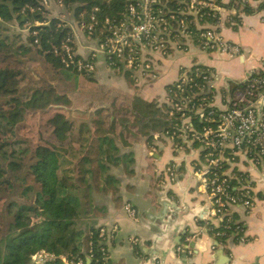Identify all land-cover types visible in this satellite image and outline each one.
Wrapping results in <instances>:
<instances>
[{"label":"trees","instance_id":"16d2710c","mask_svg":"<svg viewBox=\"0 0 264 264\" xmlns=\"http://www.w3.org/2000/svg\"><path fill=\"white\" fill-rule=\"evenodd\" d=\"M55 1L73 11L78 22H89L93 14L99 22L117 19L126 7V0ZM220 1L216 0L218 4ZM233 2L242 6L245 14L264 11V2L256 9L241 0ZM47 3L48 0H0V264H34L33 256L40 252L55 257L44 264H65L64 259L87 262L91 247L99 257L104 246L98 237L100 227L93 222L85 225V220L93 213L104 212L102 205L109 197L112 202H121V182L112 170L131 174L134 163L132 152L122 148L130 145L129 139L146 138L150 142L155 133L171 132L181 123L179 114L170 116L167 103L113 102L98 109L91 124H77L55 112L46 120L45 134L39 135L37 144L21 136L28 116L69 106L71 99L52 86L32 88L27 93L21 86L22 62L18 57L34 51L67 79L81 75L85 81L93 80L92 73L65 66L63 47L76 49V44L70 42L74 35L60 19L47 18ZM181 6L179 0H168L170 11L177 12ZM206 12L203 22L216 25L218 14L213 16L208 8ZM175 15L174 28L183 19ZM184 19L188 29L198 34L193 16ZM14 23L29 28L27 41L23 42L22 34H8V27ZM193 40L200 42L198 36ZM194 69L213 72L201 65ZM118 74L132 80L128 72ZM235 88L245 90L246 83ZM176 90V84L168 87L167 98H175ZM207 94L201 97L212 103L215 94ZM192 122L202 129L203 123L195 117ZM213 231L223 233L217 236L220 241L235 235L221 226Z\"/></svg>","mask_w":264,"mask_h":264},{"label":"crops","instance_id":"0c3cea01","mask_svg":"<svg viewBox=\"0 0 264 264\" xmlns=\"http://www.w3.org/2000/svg\"><path fill=\"white\" fill-rule=\"evenodd\" d=\"M241 1L254 9L264 2ZM219 6L216 25L204 23L203 19H194V23L198 30H217L226 42L238 46L240 53L235 56L209 53L192 39L187 42L185 52L173 51L165 57L155 55L159 79L148 84L135 81L146 102L166 104L167 89L179 79L180 68L201 65L216 75L213 106L225 110L235 97L236 85L245 83L251 74L264 71V11L245 14L243 7L233 0H221ZM75 44L79 56L92 59L93 80L118 89L121 94H134L124 76L112 75L105 58L97 62V39L80 34ZM111 97L108 106L113 102L129 104L121 96ZM128 141L129 151L125 152H132L134 163L131 174L119 172L122 200L115 203L109 197L102 205L105 215L92 218L96 227H117L114 238L107 243L109 264H264V164L255 165L243 153H237L227 165V174L233 177L235 185L251 192L254 206L250 211L242 206L232 208V216L242 226L247 241L241 242L236 234L220 241L213 229L220 227L221 219L210 216V200L195 174L203 167L198 147L178 150L160 132L150 142L146 138ZM148 158L154 161L153 173ZM170 165L176 170L172 183L165 173ZM127 205L135 210L134 217L126 212ZM179 247L182 251L177 253Z\"/></svg>","mask_w":264,"mask_h":264},{"label":"built area","instance_id":"2783aa9c","mask_svg":"<svg viewBox=\"0 0 264 264\" xmlns=\"http://www.w3.org/2000/svg\"><path fill=\"white\" fill-rule=\"evenodd\" d=\"M167 3L168 0H126L120 18L99 22L93 14L89 22H78V27L88 38L97 39L98 52L103 54L110 70L128 72L132 79L146 84L159 79L154 56L165 57L173 51L185 52L187 42L193 36H198L202 48L209 53L220 52L229 56L240 53L239 47L226 42L217 30H198L197 34L188 29L184 18L193 16L202 20L208 15L207 8L213 12V16L220 12L216 0H179L182 6L177 12L170 11ZM176 13L183 19L174 28L172 21ZM63 49L66 67L73 66L87 73L94 71L92 60L75 58L67 45ZM196 66L200 65L180 68L179 79L173 84H176L177 94L175 98H167V104L171 107L170 116L179 114L181 123L173 126L171 132L162 134L178 150L198 147L203 167L195 174L210 200V216L221 219V227L232 230L241 242H246L242 226L232 216V208L242 206L250 211L254 198L249 190L235 186L233 177L227 174V165L235 160L237 153H243L255 165L264 164V71L251 74L245 82V90H237L230 106L218 110L213 106V101L207 102L205 97H201L209 92L215 94L216 75L214 72L195 70ZM192 116L203 123L201 130L194 127ZM175 172L171 165L166 168L170 183L175 181ZM125 210L131 217L135 216L131 206L127 205ZM116 232V226L100 227L98 237L104 243L100 256L96 258L91 247L87 262L83 259L70 262L64 259L65 264H109L107 243ZM216 235L222 236L223 233L216 232ZM181 251L182 248H177V253ZM54 259L45 252L33 256L34 264H44Z\"/></svg>","mask_w":264,"mask_h":264},{"label":"rangeland","instance_id":"374dc122","mask_svg":"<svg viewBox=\"0 0 264 264\" xmlns=\"http://www.w3.org/2000/svg\"><path fill=\"white\" fill-rule=\"evenodd\" d=\"M42 5L44 6V3ZM45 8L48 10L46 13L48 19H60L65 26L71 28L74 35V38L70 40L71 43L75 44L76 36L80 34L88 37L78 27V21L76 20L73 11L68 10L63 5L58 4L55 0H48ZM36 25L40 24L37 23ZM8 28L9 30L7 32L10 34V36L19 33L23 36V42L27 41L26 38L29 36V28L27 26L20 28L17 23H14ZM67 46L70 48L75 58L79 57L81 59H86L85 57L78 55L77 48L73 50L71 46ZM18 59L22 62L20 65V70L23 72L21 86L25 89V91H27V93H29L30 89L32 88H47L52 86L56 88L60 94H66L71 99V105L69 106H63V108L60 109H52L45 113L30 115L27 117L25 125L21 129L20 134L34 144L39 142L38 139L40 134H45L44 125L46 124V120L55 112L63 113L70 121H74L77 124H81L83 122L91 124L92 120L95 118L96 111L103 105L108 106L110 103L111 99L109 98V95H111L113 98L115 96H121L123 99H126V102L129 104L134 102L137 103L139 100L146 101L142 98L144 93L142 88L136 86L137 83H135L134 79L131 80L123 74L122 75L125 77V81L127 82L128 86L134 90V94H121L122 91L118 89L115 90L109 87L107 84H99L96 79L92 80L91 82L86 80V82L84 76L81 75H76L74 77L72 74L71 76L73 77L67 79L64 74L54 71L52 67L46 63L42 57L36 55L34 51H32V53L28 54L26 57H18ZM96 60L97 62H103L104 56L100 52H96ZM111 73L115 77L118 75V73L115 71H112ZM103 97L104 99L101 101ZM122 149L124 152L129 151V148L126 147ZM147 162L149 164L150 173H153L155 168L153 159L148 158ZM119 172L120 171L117 169L112 170V173L116 174L117 176H121ZM104 215L105 214H103L102 210L97 214L93 213V216L91 214L89 219L85 220V225L89 222L92 223L93 217H100Z\"/></svg>","mask_w":264,"mask_h":264},{"label":"water","instance_id":"95a60500","mask_svg":"<svg viewBox=\"0 0 264 264\" xmlns=\"http://www.w3.org/2000/svg\"><path fill=\"white\" fill-rule=\"evenodd\" d=\"M194 244V243H193ZM193 244H191V246L193 247Z\"/></svg>","mask_w":264,"mask_h":264}]
</instances>
